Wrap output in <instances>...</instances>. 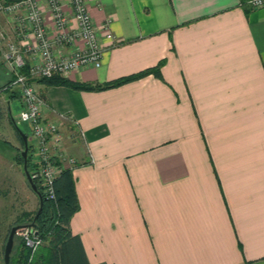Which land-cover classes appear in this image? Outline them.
<instances>
[{"label":"crops","instance_id":"crops-1","mask_svg":"<svg viewBox=\"0 0 264 264\" xmlns=\"http://www.w3.org/2000/svg\"><path fill=\"white\" fill-rule=\"evenodd\" d=\"M37 2L53 38L49 5ZM60 3L72 30L71 5ZM87 6L103 45L101 64L64 77L103 83L165 59L163 80L147 75L100 91L35 80L42 116L68 115L62 128L66 153L77 161L71 170L79 202L70 229L89 264H264V6L247 0H87ZM20 15L0 11V29L25 49L33 35L18 26ZM83 47L76 39L52 51L67 56ZM24 54L29 63L33 57ZM9 81L0 54V86ZM20 107L17 86L0 89L1 116L17 132L26 128ZM10 148L18 145L10 141Z\"/></svg>","mask_w":264,"mask_h":264},{"label":"built area","instance_id":"built-area-1","mask_svg":"<svg viewBox=\"0 0 264 264\" xmlns=\"http://www.w3.org/2000/svg\"><path fill=\"white\" fill-rule=\"evenodd\" d=\"M52 15L55 35L50 38L42 12L37 0H18L5 2L0 0V11L6 14L20 13L16 18L21 28H27L33 35V40L25 43V49L8 39L0 29V54L5 67L11 74L10 86H17L20 90V110L18 121L26 123L30 159L33 168L29 171L34 181L41 185V194L54 199L53 182L62 168L72 169L77 161L69 156L65 150L66 135L62 128L67 114H59L58 120H48L42 116L44 100L38 92L35 79L49 78L55 75L64 76L82 67L97 68L101 64L103 45L98 36L97 28L93 24L88 10L87 0H68L75 28L68 29L69 19L63 12L60 0H46ZM253 8L264 6V0H247ZM105 30V38L112 40L113 36ZM76 39L84 42V47L73 51L67 56H56L52 47L54 44H73ZM25 52L33 57L28 63ZM82 137V132L77 133ZM76 134V135H77ZM23 241L32 251L40 245L36 228H23L20 232Z\"/></svg>","mask_w":264,"mask_h":264},{"label":"trees","instance_id":"trees-1","mask_svg":"<svg viewBox=\"0 0 264 264\" xmlns=\"http://www.w3.org/2000/svg\"><path fill=\"white\" fill-rule=\"evenodd\" d=\"M5 2H14L18 0H4ZM165 59H161L154 66L147 67L137 72L120 76L118 78L103 82H76L64 76L55 75L49 78H37V83L46 85H62L75 90L84 91H100L108 88L120 86L122 84L138 80L147 75L163 80L161 67ZM10 81L3 85L0 89L7 90ZM18 133H23L18 129ZM24 134V133H23ZM23 145L22 137L20 135ZM27 153V168L32 170L30 153ZM18 159L23 162L22 156L18 155ZM37 189L41 192V185L38 181ZM54 199L44 196L41 211L37 213L39 208L33 212H22L8 226L5 234L7 237L10 229L18 224H28L34 222L35 228L43 240L35 251L27 247L24 241H21L19 250L15 253L12 264H89L81 240L78 235L73 234L70 229V219L72 215L78 211L79 202L75 189V180L70 168H62L53 182Z\"/></svg>","mask_w":264,"mask_h":264},{"label":"rangeland","instance_id":"rangeland-1","mask_svg":"<svg viewBox=\"0 0 264 264\" xmlns=\"http://www.w3.org/2000/svg\"><path fill=\"white\" fill-rule=\"evenodd\" d=\"M4 82L5 79L1 84ZM2 114L0 113V264H3V248L6 242L4 238L10 223L22 212H33L38 208V197L25 178L23 162L18 159L23 150L20 135ZM23 124L26 126L23 133L27 134L29 127L26 123ZM10 141L18 145L16 151L11 150ZM22 235L17 233L14 237L11 261L23 241ZM39 240L41 245L43 240L41 237Z\"/></svg>","mask_w":264,"mask_h":264},{"label":"water","instance_id":"water-1","mask_svg":"<svg viewBox=\"0 0 264 264\" xmlns=\"http://www.w3.org/2000/svg\"><path fill=\"white\" fill-rule=\"evenodd\" d=\"M20 135H21L22 141H23V150L21 151V156L23 158V171H24V175H25V178H26L27 182L29 183V185L31 186L32 190L36 193V195H37V197L39 199V208H38V211H37V213H39L41 211V207H42L44 196L37 189V183L30 176L29 170L27 168V153H28V148H29L27 135L23 134V133H20ZM27 227L28 228H35L34 222H30V223L24 224V225H16V226H13L10 229V232L8 234L7 241H6L5 247H4V254H3L4 264H9L10 254H11V251H12V248H13L14 237H15V235L17 233V230H20V229H23V228H27Z\"/></svg>","mask_w":264,"mask_h":264},{"label":"flooded vegetation","instance_id":"flooded-vegetation-1","mask_svg":"<svg viewBox=\"0 0 264 264\" xmlns=\"http://www.w3.org/2000/svg\"><path fill=\"white\" fill-rule=\"evenodd\" d=\"M18 225H24V224H18ZM16 226V225H15ZM20 232V230H17V233H19ZM16 233V234H17ZM9 234V233H8ZM7 237H8V235H7ZM7 237L6 238H4V240H6L7 241ZM6 243V242H5ZM14 244V243H13ZM4 247H5V244H4ZM12 250H13V248H12ZM11 253H12V251H11ZM3 254H4V248H3ZM10 257H11V254H10ZM3 264H4V261H3ZM9 264H12V261H11V258H10V261H9Z\"/></svg>","mask_w":264,"mask_h":264}]
</instances>
